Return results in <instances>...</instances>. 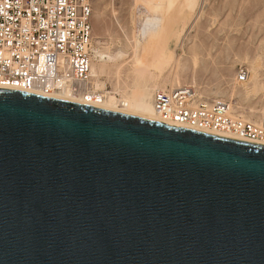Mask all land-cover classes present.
<instances>
[{"label": "water", "instance_id": "water-1", "mask_svg": "<svg viewBox=\"0 0 264 264\" xmlns=\"http://www.w3.org/2000/svg\"><path fill=\"white\" fill-rule=\"evenodd\" d=\"M0 264H264V145L0 89Z\"/></svg>", "mask_w": 264, "mask_h": 264}, {"label": "built area", "instance_id": "built-area-1", "mask_svg": "<svg viewBox=\"0 0 264 264\" xmlns=\"http://www.w3.org/2000/svg\"><path fill=\"white\" fill-rule=\"evenodd\" d=\"M91 17V0H0V89L68 93L89 106L100 104L104 95L91 85ZM248 76L240 69L236 84ZM152 105L163 124L264 145V114L244 119L229 102L204 99L193 87L156 90Z\"/></svg>", "mask_w": 264, "mask_h": 264}, {"label": "rangeland", "instance_id": "rangeland-1", "mask_svg": "<svg viewBox=\"0 0 264 264\" xmlns=\"http://www.w3.org/2000/svg\"><path fill=\"white\" fill-rule=\"evenodd\" d=\"M91 7L93 54L121 55L122 64L128 67L133 38L143 21L134 0H91ZM198 7L204 12L183 41L180 67L187 69L179 68L178 78L204 99L229 102L240 114L257 118L264 108V0H198ZM171 48L174 49L173 43ZM176 52L180 54L179 49ZM242 68L248 71V79L253 71L256 73L261 92L253 96L245 93V88L252 86V79L246 86L236 84L235 75ZM121 76L129 83L127 72ZM115 85L113 77L105 82L107 91Z\"/></svg>", "mask_w": 264, "mask_h": 264}, {"label": "bare ground", "instance_id": "bare-ground-1", "mask_svg": "<svg viewBox=\"0 0 264 264\" xmlns=\"http://www.w3.org/2000/svg\"><path fill=\"white\" fill-rule=\"evenodd\" d=\"M134 3L143 21L141 25L139 24L140 29L136 31L138 33L133 38L132 57L128 67H124L126 63L122 64L124 57L121 55L105 56L98 52L92 55L91 85L94 90L104 95L101 103L93 107L159 122L153 110V94L156 90L172 91L187 87L178 78L179 68L183 70L180 67L184 53L183 41L190 27L203 15L204 8L200 7L198 10V0H134ZM171 43L174 49L171 48ZM176 49L180 50V54L176 52ZM192 63L195 66V59ZM123 72H127V78H130L129 83L122 79ZM111 77L115 78L116 85L112 91H107L105 82ZM249 79L254 81L250 88H245V93L253 96L261 92L262 87L258 85L254 71ZM247 83L243 85L246 86ZM49 97L87 105L80 97L68 93H55ZM232 109L234 110L233 107ZM250 112L255 113V110L250 109ZM259 114L255 119L240 115L244 119L258 121L259 117L264 114V108L260 109ZM209 133L227 139L244 141L230 134Z\"/></svg>", "mask_w": 264, "mask_h": 264}]
</instances>
